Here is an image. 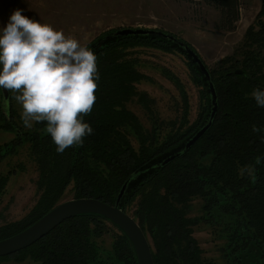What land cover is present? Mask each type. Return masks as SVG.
I'll list each match as a JSON object with an SVG mask.
<instances>
[{
    "label": "trees",
    "instance_id": "16d2710c",
    "mask_svg": "<svg viewBox=\"0 0 264 264\" xmlns=\"http://www.w3.org/2000/svg\"><path fill=\"white\" fill-rule=\"evenodd\" d=\"M219 11V27L230 31L239 19L240 0H198ZM109 29L87 46L111 33ZM182 40V39H181ZM147 45L178 51L186 58L194 82L201 88L203 106L188 124V100L179 89L182 115L164 123L156 116L154 100L137 88L148 79L139 70L140 59L132 50ZM99 80L96 100L83 122L93 128L82 146L62 154L46 131L47 122H34L21 130L9 105L0 107V130L14 138L0 144V161L23 144L38 168L39 197L20 220L0 225V240L23 230L56 204L71 185L73 198L93 197L113 204L127 181L120 207L151 238L154 264H215L205 259L192 227L200 220L217 222L227 235L224 255L234 264H264V107L252 93L264 91V0L254 22L245 30L235 52L211 69L217 110L206 133L177 158L175 153L210 113L209 90L204 75L181 48L156 35L110 37L93 51ZM236 70H240L236 73ZM168 73L176 86L179 79ZM134 103L150 122H141L128 105ZM7 112V115H6ZM256 125L259 132H253ZM131 138L136 142L135 147ZM0 173V196L9 174ZM194 199L202 215L191 217ZM110 225V226H109ZM114 229L109 251L98 239ZM138 264L132 243L114 223L99 214L68 218L48 234L15 253L0 256V264Z\"/></svg>",
    "mask_w": 264,
    "mask_h": 264
},
{
    "label": "rangeland",
    "instance_id": "374dc122",
    "mask_svg": "<svg viewBox=\"0 0 264 264\" xmlns=\"http://www.w3.org/2000/svg\"><path fill=\"white\" fill-rule=\"evenodd\" d=\"M262 0H240L239 19L235 27L224 30L219 27V11L198 0H0V29L5 27L16 9L22 15L62 30L66 37L76 39L82 46L88 44L109 29L149 28L175 35L190 45L202 58L206 67L213 69L217 62L235 52L241 44L246 28L254 22ZM132 52L139 57V70L148 76L136 86L145 91L155 102L154 111L164 123L176 122L182 115L183 99L179 89L187 96L188 124L193 123L203 106L200 87L194 82L187 58L178 51H164L147 45L136 46ZM177 77L176 86L167 75ZM9 93V105L17 117L14 121L21 130L27 129L21 119L22 106ZM0 89V107H4ZM147 127L150 122L134 103L128 105ZM34 121L32 122L33 125ZM13 132L0 130V144L14 138ZM132 144L136 142L131 138ZM9 174L3 194L0 196V225L22 219L36 203L40 191L36 181L37 165L28 154L27 144L0 161V173ZM73 198L69 185L60 201ZM201 201L194 199L191 217L202 215ZM133 211V206L128 212ZM110 226V225H109ZM217 222L200 220L192 227V235L201 249L202 256L215 264H234L225 257L227 235ZM98 239L100 249L109 251L114 229L108 227ZM148 241L151 242L147 234ZM6 264H13L7 262Z\"/></svg>",
    "mask_w": 264,
    "mask_h": 264
},
{
    "label": "clouds",
    "instance_id": "9594fccd",
    "mask_svg": "<svg viewBox=\"0 0 264 264\" xmlns=\"http://www.w3.org/2000/svg\"><path fill=\"white\" fill-rule=\"evenodd\" d=\"M96 55L62 30L22 15L16 9L0 29V89L17 93L21 119L27 128L32 122H47L46 131L63 153L82 146L93 128L82 117L90 115L99 80ZM264 107V91L252 93ZM5 108L8 100H5ZM7 115V112H6ZM253 132H259L256 125Z\"/></svg>",
    "mask_w": 264,
    "mask_h": 264
},
{
    "label": "water",
    "instance_id": "95a60500",
    "mask_svg": "<svg viewBox=\"0 0 264 264\" xmlns=\"http://www.w3.org/2000/svg\"><path fill=\"white\" fill-rule=\"evenodd\" d=\"M142 35L160 36L177 44L181 48V50L191 58V60L199 68L200 72L204 75L209 90L210 113L208 117L184 142L183 147H181L175 153L166 157L161 162V164L163 165L177 158L184 150L190 148L206 133V131L212 124V119L217 110V94L214 84L211 80L209 69L206 67L205 63L196 52V50H194L184 40H181L175 35L164 32L162 30L140 27H125L120 29H113L111 33L104 35L102 38L96 40L92 45L89 46L88 49L93 51L97 46L101 45V43H103L110 37ZM235 72L239 73L240 70H236ZM1 93L3 102H5L6 99L8 100V107L6 108V110H8L9 92L1 89ZM127 184V181L122 184L113 204H109L93 197H80L61 201L23 230L9 237L1 239L0 256L10 255L30 246L31 244L48 234L62 221L68 218L85 213H93L105 217L106 219L117 225L124 232V234L129 238L130 242L133 245L138 264H154L151 243L148 241V238L146 237L138 222L129 213L125 212L120 207V201L127 189Z\"/></svg>",
    "mask_w": 264,
    "mask_h": 264
}]
</instances>
